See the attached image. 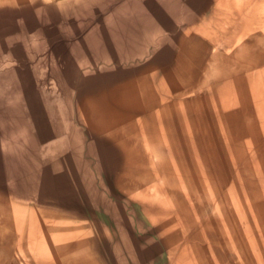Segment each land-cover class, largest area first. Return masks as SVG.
Masks as SVG:
<instances>
[{
  "label": "rangeland",
  "instance_id": "rangeland-1",
  "mask_svg": "<svg viewBox=\"0 0 264 264\" xmlns=\"http://www.w3.org/2000/svg\"><path fill=\"white\" fill-rule=\"evenodd\" d=\"M208 1L210 2V0H35L17 9L16 13L0 9V62L5 65V60L8 61L12 54H20L25 59L30 57L32 67L41 78L46 71V59L48 60L44 51L48 49L50 41L41 39V36L46 35L58 40L65 37L67 41L63 42L67 43L66 46H70L72 41L71 48L77 49L74 47L76 43H84L86 47L93 44L92 39L98 37L103 39L106 34L112 35L122 31L126 33L128 30L138 29L137 34L140 35L142 44L137 46L135 53L130 55L122 53L120 46L113 42L118 55L125 57L126 61L129 60L124 63L128 66V71L114 83L99 86L87 94L85 99L99 98L108 94L114 87L134 81L147 72L151 83L157 88L164 79L166 83L174 81L177 73L179 75L177 83L181 85L185 83L178 65L181 40L189 28L201 23V18L210 17L209 4L206 7ZM194 5L196 6L193 9ZM18 19L21 22L19 25L11 24L17 23ZM42 29L49 31L43 32ZM21 34L23 36H20ZM13 37L23 38L24 44L20 46L21 41L17 42L20 44V49H17L16 44L12 43L11 48L5 51L3 49L6 47L5 41ZM56 46L58 48L57 44ZM18 75V70L14 68L0 73V100L11 103L16 95L15 100L26 104L20 90L13 88L14 79H17ZM209 75L205 83L196 87V92L185 96L184 101L187 102L168 111L163 122L166 144L156 152L164 162H167L166 168L169 171L178 170L182 173L184 185L188 188L198 186L200 189V186L205 188L208 186L212 198H221L224 204L220 214L213 217H223L226 222H231L233 229L235 228L232 229V236L233 234L235 237L238 236L236 237L238 239L234 238L231 243L238 251L252 256L248 258L246 264H264V99L256 94L259 88L257 85L254 87L255 74L251 77L249 72L226 74L216 71ZM49 83L46 88L41 85L38 89L33 87L38 106H44L43 108L49 112L48 115L41 110L39 118L45 120L48 117L47 122L39 123L36 117H31V120L25 112L28 126L22 123L18 132L11 128L14 125L19 126L18 121L11 117L14 116L13 112L17 114V108L11 109L8 105L5 111L0 113V129L10 134L6 142L10 144L18 142L22 148V154H18V158L16 153L14 158L6 149V151L0 149V152L7 156L6 166L9 168V175L12 177V172H16L12 169H18L17 175L20 176L30 172L34 166H43L51 171L53 180L61 177L68 185L74 186L73 192L80 194L84 202L77 199L75 204L72 201L74 197L72 200L56 198L52 207L71 215L75 219V224L87 225L89 243H95L97 251H100L99 255L97 252L99 259L96 264H170L168 242L154 230L158 225L146 221L141 202L134 200L128 203L124 191L119 187L120 179L132 175L133 170L122 160V154L121 158H116L117 160H98L92 156L87 128L81 136L80 145L75 143L69 124L71 120L78 123L76 116L78 94L73 93L74 95L70 97L72 104L68 106L58 90L59 87L54 86L55 81L49 80ZM241 106L244 110L240 108ZM58 121L63 124L61 134L53 132ZM39 131L43 132L44 138L38 148L39 160L33 161L27 156L29 149L27 155L25 153L30 139L34 137L33 133ZM98 137L103 141H110L107 136ZM57 144L62 148V153L58 157L57 153L53 152ZM50 155L51 162L48 161ZM235 158H238V161ZM2 163L0 162V168L3 167ZM24 169L26 172L22 171ZM174 183L175 180L171 177L168 185L172 186ZM250 198L255 200L251 201ZM18 199L25 201L21 197ZM39 206L43 207L42 204ZM123 209V214L130 224L131 235L118 221ZM230 216L231 221L228 218ZM246 232L250 236L257 235L259 262L254 260L253 254L257 253L250 246V241L246 240ZM239 237L242 239L239 240ZM90 249L91 252L92 250L95 252L94 246L91 245ZM112 249L114 252H111ZM244 253L243 256H246ZM233 260L237 262L236 264L243 263L236 257Z\"/></svg>",
  "mask_w": 264,
  "mask_h": 264
},
{
  "label": "bare ground",
  "instance_id": "bare-ground-1",
  "mask_svg": "<svg viewBox=\"0 0 264 264\" xmlns=\"http://www.w3.org/2000/svg\"><path fill=\"white\" fill-rule=\"evenodd\" d=\"M34 1L0 0V9H8L16 13L17 9ZM208 4L210 17L201 18V23L189 28L181 40L178 65L180 75L185 80L181 85L177 83L179 77L177 73L174 81L166 83L164 79L157 88L151 83L147 72L134 81L114 87L108 94L99 98L85 99L87 94L99 86L114 83L128 71V66L124 63L129 60L126 61L125 57L118 55L113 42L120 46L122 53L128 55L135 53L141 43V37L137 34L138 29L128 30L126 33L122 31L117 33L118 35L106 34L103 39L102 37L92 39L93 44L86 47L84 43H76L74 47L77 49L71 48L72 41L70 46H66L67 43L63 42L67 41L65 37L58 40L46 35L41 36L43 40H50L49 50L44 51L48 60L46 59V71L41 78L37 70L32 67L33 62L30 57L25 59L20 54H12L8 61L5 60V65L0 62V73L11 68L18 70L19 75L14 79L13 88L20 90L26 102L21 104L20 100H15L16 95L11 103L0 100V113L4 112L8 105L11 109L17 108V114L13 112L14 116L11 117L18 121L19 126L14 125L11 127L13 130L19 132L22 123L28 126L25 112L30 119L36 117L39 123L48 121V117L45 120L39 118L38 114L41 110L48 115L49 112L43 108L44 106H38L34 88L38 89L40 85L46 88L50 84L49 80H54V86L59 87L58 90L68 106L72 104L70 97L74 95L73 93L78 94L76 103L78 123L71 120L69 124L72 128L73 140L80 145L81 136L87 128L92 156L98 160H117L116 158H121L120 154H122V160L127 162L133 172L129 177L126 175L120 179L119 187L124 191L128 203L134 200L141 202L146 221L158 225L154 230L168 242L170 264H236L237 262L233 260L235 257L240 263L246 264L248 258L252 257L238 251L231 243L238 237L234 234L232 236L231 222H226L223 217H213L215 214H220L224 204L221 198H212L208 186L206 188L200 186V189L198 186L188 188L184 185L182 173L178 170L169 171L166 168L167 162H164L156 152L166 144L163 122L168 111L172 107H181L183 102H187L184 101L185 96L196 92V87L205 83L211 72L222 71L226 74L249 72L251 77L255 74L254 87L257 85L259 88L256 94L264 99V0H210L206 7ZM195 6L192 8L194 9ZM16 22L11 24L17 26L21 23L19 19ZM42 30L49 31V29ZM12 43L20 49L24 41L23 38H10L5 41L6 47L3 49L8 51ZM76 51H79L78 54L75 53ZM62 125V122H56V129L53 132L61 134ZM9 135L5 130L0 129V149L7 150L12 157L16 153L17 157L18 154H22V148L18 142L11 143L12 146L7 143L6 138ZM98 135L107 136L110 141H103ZM33 136L25 155L29 149L27 156L34 161L39 160L38 148L44 134L39 131L33 133ZM60 146L57 144L53 148V152L57 153L56 157L62 153ZM3 153L0 152L2 159L0 162H4L3 167L0 168V264H96L100 251H97L95 243H89L87 225L75 224V219L71 215L52 207L56 198L72 200L74 197L72 201L75 204L77 199L83 201L80 194L73 192L74 186L68 185L61 177L53 180L51 171L39 165L41 168L34 166L30 172L20 176L17 175L18 169H12L16 172H12L11 177L6 166L7 156ZM49 157L48 161L51 162L52 156ZM26 160L30 162L29 159ZM22 171L26 172L25 169ZM171 177L174 178L175 183L169 186L168 180ZM20 197L25 201H18ZM252 199L251 201L255 200ZM123 211L124 209L120 212L121 217L118 221L131 235L130 224ZM228 218L231 221V216ZM256 236H250L248 232L245 234L246 240L250 241V246L257 253H252L254 260L259 262ZM241 239L242 237H239V240ZM91 245L95 247V252L90 251ZM113 249L111 252H114ZM243 253L246 256H243Z\"/></svg>",
  "mask_w": 264,
  "mask_h": 264
}]
</instances>
